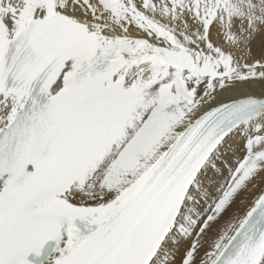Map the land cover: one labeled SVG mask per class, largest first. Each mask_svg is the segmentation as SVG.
<instances>
[{
    "label": "snow or ice",
    "instance_id": "obj_1",
    "mask_svg": "<svg viewBox=\"0 0 264 264\" xmlns=\"http://www.w3.org/2000/svg\"><path fill=\"white\" fill-rule=\"evenodd\" d=\"M0 264H264V0H0Z\"/></svg>",
    "mask_w": 264,
    "mask_h": 264
}]
</instances>
